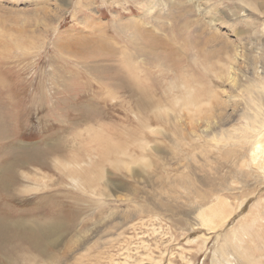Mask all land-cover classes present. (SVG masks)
<instances>
[{
    "label": "rangeland",
    "instance_id": "rangeland-1",
    "mask_svg": "<svg viewBox=\"0 0 264 264\" xmlns=\"http://www.w3.org/2000/svg\"><path fill=\"white\" fill-rule=\"evenodd\" d=\"M150 1L0 0V264H264L262 0Z\"/></svg>",
    "mask_w": 264,
    "mask_h": 264
},
{
    "label": "bare ground",
    "instance_id": "bare-ground-1",
    "mask_svg": "<svg viewBox=\"0 0 264 264\" xmlns=\"http://www.w3.org/2000/svg\"><path fill=\"white\" fill-rule=\"evenodd\" d=\"M159 1V0H158ZM183 1L184 5L186 6V0H180ZM168 2H171V0H160V4L166 6L168 4ZM65 3V2H64ZM260 6L264 7V2L259 1ZM258 3V4H259ZM173 5V4H172ZM256 6V3H255ZM259 6V5H257ZM154 9V1L151 0L150 1V6L147 8L148 13H150L152 10ZM261 9V8H259ZM262 10V9H261ZM256 11V10H255ZM237 54V53H236ZM238 55V54H237ZM263 87H261L262 89ZM259 89V88H258ZM261 91V90H260ZM262 91H264L262 89ZM251 120V123L249 125V129L250 131H252V134H254V149L253 152L250 154V157L252 159L253 162H255L254 164H257L261 169L262 173L261 175L264 173V111L262 110V107L260 106V104L257 106V112L256 115L253 117V119H249ZM262 161V163H258L256 161ZM255 167V166H254ZM256 171V170H255ZM257 172V171H256ZM260 173V172H259ZM254 174V173H253ZM257 175V174H256ZM264 176V174H263ZM262 177V176H259ZM257 179V178H256ZM261 179V178H260ZM254 180V179H253ZM263 181V180H262ZM263 183V182H262ZM260 183V184H262ZM259 184V183H258ZM264 184V183H263ZM263 186V185H262ZM197 192V191H196ZM209 194V193H208ZM201 197V196H200ZM213 197V196H212ZM211 197V198H212ZM215 197V196H214ZM207 199V198H206ZM210 199V198H209ZM208 200V199H207ZM222 200V199H221ZM210 202V201H209ZM216 202V201H215ZM214 202V203H215ZM202 206V205H201ZM213 206V205H212ZM200 207V206H199ZM243 207V206H242ZM217 210V209H216ZM215 210V212H216ZM208 212H211L210 210H202L199 213V216H197V218L199 217L200 222L198 223L201 226H206L210 229H213V224H214V220L215 218L219 215H215L211 212L210 214H208ZM218 212V211H217ZM216 212V213H217ZM224 216V215H221ZM219 217V216H218ZM245 219V218H244ZM177 221V220H176ZM178 222V221H177ZM182 222V221H181ZM186 222V221H185ZM198 222V221H197ZM187 223V222H186ZM188 224V223H187ZM191 224V223H189ZM193 224V222H192ZM196 224V222H195ZM180 225V222H179ZM242 225V224H241ZM182 226V225H180ZM189 226V225H188ZM192 226V225H191ZM197 226V225H196ZM183 227V226H182ZM248 226L247 227H243V236L244 235H248ZM53 232L57 231L56 228L52 229ZM52 232V233H53ZM237 232V231H236ZM234 241L233 243H231V245L227 248H222L218 250V252H220V254H216L215 259L213 261L212 264H236V262L238 263H245L246 262V257H249V254L246 255L247 251L245 250L246 248L243 246V241L241 239V237H237V239L232 240ZM232 249L233 251H235L237 253V255L235 253L232 254ZM238 251V252H237ZM245 251V252H244ZM244 252V254H243ZM232 254V255H231ZM231 255V258L229 257ZM223 258V260H221V257ZM234 259H236V261H234ZM56 260V259H55ZM234 261V263L232 262ZM51 263V262H50ZM54 263V262H53ZM49 264V263H48Z\"/></svg>",
    "mask_w": 264,
    "mask_h": 264
}]
</instances>
